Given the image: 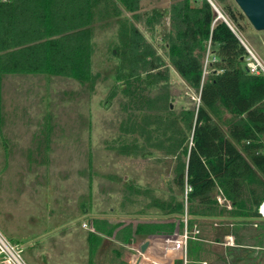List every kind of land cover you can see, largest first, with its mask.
<instances>
[{
    "label": "trees",
    "instance_id": "1",
    "mask_svg": "<svg viewBox=\"0 0 264 264\" xmlns=\"http://www.w3.org/2000/svg\"><path fill=\"white\" fill-rule=\"evenodd\" d=\"M211 1L227 22L217 17L208 0H172L167 9V60L195 91L198 101L193 107L179 112L170 108L165 61L136 25L140 0L0 1V79L8 74L42 75L93 88L94 24L118 18L119 38L113 48L117 71L107 98L119 88L133 106H125L128 113L109 147L119 154L143 157L160 150L174 158L165 197L153 195L150 186L132 179L125 186L149 194L146 207H153L161 217L182 218L186 212L189 224L216 223L212 240L219 242L231 234L230 255L236 248H264V218L257 211L264 198V74L245 68L248 52L239 37L251 25L244 14L233 0ZM122 8L130 17L123 16ZM206 54L215 61L203 75ZM137 83L144 84L140 89L157 92L140 97ZM225 114L222 128L218 120ZM186 184L190 190L184 199ZM217 192L231 208L216 201ZM137 225L135 233L153 226L166 232L173 228L171 222ZM89 234L93 245L95 235ZM205 252L213 255V264H228L224 250L202 249L198 240L189 241L190 262L203 259Z\"/></svg>",
    "mask_w": 264,
    "mask_h": 264
},
{
    "label": "rangeland",
    "instance_id": "2",
    "mask_svg": "<svg viewBox=\"0 0 264 264\" xmlns=\"http://www.w3.org/2000/svg\"><path fill=\"white\" fill-rule=\"evenodd\" d=\"M171 1L140 0L136 25L165 61L168 102L179 112L196 105L197 95L167 60ZM122 14L131 15L124 8ZM118 26L115 17L94 24L93 88L42 75L8 74L0 79V232L19 249L26 264H131L141 240L153 235L135 233L136 221L162 219L173 223L172 230L162 234L181 231L182 218L159 216L145 205L149 194L125 186L132 179L150 186L153 195L165 197L174 158L160 150L143 157L119 154L109 147L128 113L125 106L132 105L119 88L107 98L117 71L113 48ZM242 37L264 61V30L249 26ZM141 86L140 97L157 92ZM226 118L227 114L218 120L222 128ZM193 222L200 227L202 249L227 252L234 246L224 243L225 235L222 241L212 240L214 224L209 220ZM91 232L93 245L88 239ZM229 252L225 253L228 264H264V248L247 246ZM205 253L201 261L189 264H213V255Z\"/></svg>",
    "mask_w": 264,
    "mask_h": 264
},
{
    "label": "built area",
    "instance_id": "3",
    "mask_svg": "<svg viewBox=\"0 0 264 264\" xmlns=\"http://www.w3.org/2000/svg\"><path fill=\"white\" fill-rule=\"evenodd\" d=\"M8 1V0H0ZM212 7L215 5L211 0H208ZM226 21V19H225ZM227 22V21H226ZM239 40L248 52V56L245 60V68L249 73H262L264 74V61H262L239 37ZM215 61L214 56L206 54L203 60V75L207 72L208 64ZM198 101V97H197ZM190 190V186L187 184L184 188V199L186 198L187 191ZM215 199L226 208H231V203L220 192L215 193ZM259 215L264 218V198L257 207ZM214 225H217L214 223ZM255 225V223H254ZM200 227L197 222L188 223V216L186 212L182 216L181 231L174 234H161L152 235L144 240H147L145 248L140 251L131 262V264H189L188 256V244L190 240H199ZM225 244L233 245V237L231 234L225 235ZM143 240V241H144ZM142 241V242H143ZM141 242V243H142ZM140 246V245H139ZM0 262L5 264H26L22 259L19 249L9 243L5 236L0 232ZM205 263V261H203Z\"/></svg>",
    "mask_w": 264,
    "mask_h": 264
},
{
    "label": "water",
    "instance_id": "4",
    "mask_svg": "<svg viewBox=\"0 0 264 264\" xmlns=\"http://www.w3.org/2000/svg\"><path fill=\"white\" fill-rule=\"evenodd\" d=\"M236 6L244 14L249 24L255 30H264V0H233ZM217 17L225 20V17L218 10V8L213 6ZM147 244V240H144L139 249L142 251Z\"/></svg>",
    "mask_w": 264,
    "mask_h": 264
},
{
    "label": "crops",
    "instance_id": "5",
    "mask_svg": "<svg viewBox=\"0 0 264 264\" xmlns=\"http://www.w3.org/2000/svg\"><path fill=\"white\" fill-rule=\"evenodd\" d=\"M136 222L137 223H153V224H159V223H164V222H167V221L166 220H162V219H154V220H142V219H140V220H138ZM164 232H166V231L160 229L158 226H155V227L153 226V227H151V229H149L147 231L141 232V234L150 233V234H153V235H161ZM143 240H141V241H143Z\"/></svg>",
    "mask_w": 264,
    "mask_h": 264
}]
</instances>
